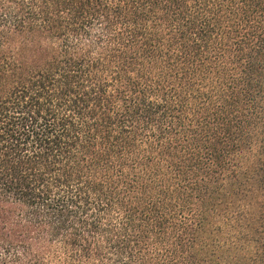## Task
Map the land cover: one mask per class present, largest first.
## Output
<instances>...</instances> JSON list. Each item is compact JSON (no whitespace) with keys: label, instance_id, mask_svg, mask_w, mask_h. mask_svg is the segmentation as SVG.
<instances>
[{"label":"trees","instance_id":"obj_1","mask_svg":"<svg viewBox=\"0 0 264 264\" xmlns=\"http://www.w3.org/2000/svg\"><path fill=\"white\" fill-rule=\"evenodd\" d=\"M0 264H264V0H0Z\"/></svg>","mask_w":264,"mask_h":264}]
</instances>
